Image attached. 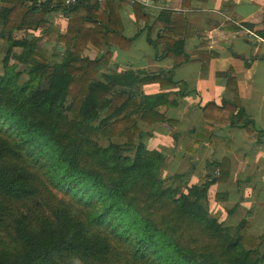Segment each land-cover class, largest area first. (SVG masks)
Masks as SVG:
<instances>
[{
	"label": "trees",
	"instance_id": "trees-1",
	"mask_svg": "<svg viewBox=\"0 0 264 264\" xmlns=\"http://www.w3.org/2000/svg\"><path fill=\"white\" fill-rule=\"evenodd\" d=\"M1 1L12 6L0 9V38L8 41L0 75V118L22 132L0 125V264L264 261L258 248L264 234L251 235L246 220L231 228L209 215L207 188L226 180L223 162L219 176L200 186L178 183L164 188V156L139 141L138 119L166 121L154 110L166 102L161 92L143 96L138 103L133 86L171 74L128 80L111 74L98 80L99 67L110 53L93 60L83 56L87 43L129 48L131 38L122 34L112 0H103L99 10H87L79 0L73 6H64L61 0L41 4L43 11L62 9L69 14L66 33L56 39L66 46L58 62L49 61L38 48L41 36H10L23 25L37 23L38 18L28 16L34 4ZM142 8L134 2L136 19L146 20ZM178 18L173 16L172 24ZM151 34L148 27L147 41L155 48L165 41L157 58L170 56L175 65L187 60L182 40L166 34L152 40ZM12 57L23 65L27 78L22 83L15 63H10ZM117 88L125 97L120 104L108 97ZM210 106L229 111L230 127L254 131L253 120L238 99L209 103L203 110ZM116 138L124 141L115 142Z\"/></svg>",
	"mask_w": 264,
	"mask_h": 264
},
{
	"label": "crops",
	"instance_id": "crops-1",
	"mask_svg": "<svg viewBox=\"0 0 264 264\" xmlns=\"http://www.w3.org/2000/svg\"><path fill=\"white\" fill-rule=\"evenodd\" d=\"M45 1L25 0L27 6L34 4L35 10L28 16L38 18L37 23L23 25L10 36H41L37 46L43 55L49 48L52 57L61 58L66 46L56 39L66 33L69 14L62 9L43 11L40 6ZM101 2L79 0L87 10H99ZM112 2L117 7L122 34L131 38V44L128 49H121L114 43H87L83 56L90 60L110 53L96 78L104 80L105 75L115 74L126 80L145 79L170 73V77L133 86L138 103L143 96L161 92L166 102L154 107L166 121L148 123L138 119L139 141L147 150L164 156L161 177L170 179V184L200 186L219 176L223 162L226 180L212 182L207 188L209 215L231 228L246 220L251 235H263L264 0H186V4L183 0H147L144 5L136 1L143 5L146 20L136 19L131 0ZM11 6L0 0V9ZM175 15L178 22L172 24ZM159 19L161 22L153 26ZM148 27L152 28V40L162 34L182 40L187 60L175 65L170 56L157 58L156 53L161 54L165 41L155 48L147 41ZM119 89L108 95L115 104L125 98L119 95ZM234 99L253 120L252 133L230 127L229 111L217 106L203 110L209 103L219 105ZM258 248L264 256V242Z\"/></svg>",
	"mask_w": 264,
	"mask_h": 264
},
{
	"label": "rangeland",
	"instance_id": "rangeland-1",
	"mask_svg": "<svg viewBox=\"0 0 264 264\" xmlns=\"http://www.w3.org/2000/svg\"><path fill=\"white\" fill-rule=\"evenodd\" d=\"M41 44V43H40ZM8 48V41H7V37H4V38H0V75H2L3 73V65H2V59L5 57L6 55V50ZM15 51H19L18 48H15L14 49ZM44 55H46V57L48 59H50L51 61H54V62H57L58 60H60L59 56L57 57H52L51 56V53H50V50L49 48H47V50L45 49L44 51ZM10 63H15V71L17 72H20V78H19V83H22L26 80L27 76L21 71L23 69V65L22 64H19L15 61V58L12 57V59L10 60ZM117 103L120 102V101H116ZM3 124V126L6 128V129H9L11 128L10 124L5 121L4 119L0 118V125ZM12 131H14L16 134H20L22 131L20 129V127H12L11 128ZM124 139L123 138H116L115 142H123ZM99 143L101 145H105V142H102L101 140H99ZM162 180H163V186L164 188L168 187V185L171 183V180L170 179H166V178H163L161 177ZM173 184V183H172ZM178 184V183H177ZM179 185V184H178ZM60 196V194H58ZM38 202H41L39 200H37ZM201 241L203 243L206 242V239L205 238H201Z\"/></svg>",
	"mask_w": 264,
	"mask_h": 264
},
{
	"label": "built area",
	"instance_id": "built-area-1",
	"mask_svg": "<svg viewBox=\"0 0 264 264\" xmlns=\"http://www.w3.org/2000/svg\"><path fill=\"white\" fill-rule=\"evenodd\" d=\"M64 6H73L77 3L78 0H61ZM98 2H101L102 0H97ZM141 2L143 5L146 4L147 0H131V2Z\"/></svg>",
	"mask_w": 264,
	"mask_h": 264
}]
</instances>
